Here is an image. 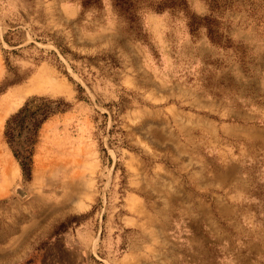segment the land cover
<instances>
[{
	"label": "rangeland",
	"instance_id": "1",
	"mask_svg": "<svg viewBox=\"0 0 264 264\" xmlns=\"http://www.w3.org/2000/svg\"><path fill=\"white\" fill-rule=\"evenodd\" d=\"M0 115V264H264V0H0Z\"/></svg>",
	"mask_w": 264,
	"mask_h": 264
},
{
	"label": "trees",
	"instance_id": "2",
	"mask_svg": "<svg viewBox=\"0 0 264 264\" xmlns=\"http://www.w3.org/2000/svg\"><path fill=\"white\" fill-rule=\"evenodd\" d=\"M45 101L50 104L56 102L43 97H31L6 121L5 138L23 172L29 177L32 175L34 145L40 128L52 115L66 111L59 106L44 105Z\"/></svg>",
	"mask_w": 264,
	"mask_h": 264
},
{
	"label": "bare ground",
	"instance_id": "3",
	"mask_svg": "<svg viewBox=\"0 0 264 264\" xmlns=\"http://www.w3.org/2000/svg\"><path fill=\"white\" fill-rule=\"evenodd\" d=\"M14 103H15V102H14ZM13 108H14V106L11 105L9 108H7L6 112L11 111ZM3 117H4V116L0 115V125H1V122L3 121Z\"/></svg>",
	"mask_w": 264,
	"mask_h": 264
}]
</instances>
